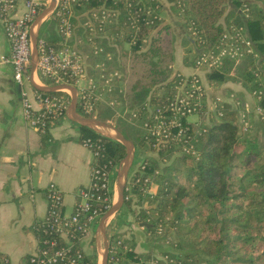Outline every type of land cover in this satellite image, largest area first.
I'll list each match as a JSON object with an SVG mask.
<instances>
[{
	"label": "trees",
	"instance_id": "1",
	"mask_svg": "<svg viewBox=\"0 0 264 264\" xmlns=\"http://www.w3.org/2000/svg\"><path fill=\"white\" fill-rule=\"evenodd\" d=\"M100 1L102 0L83 1L80 5H75V8L77 13L88 11ZM142 1L152 11L142 13L140 19L130 23L126 10H122L121 20L110 27L112 32L109 34H113L114 38L108 35L109 39L106 40L109 41L107 48L115 47V52L111 49L108 51L112 52V60L114 59L122 78V92L115 93L123 103L122 106L129 109H141L146 103L157 106L166 102L173 95L174 86L181 74L176 71L172 75L175 37L171 24L158 15L162 8L161 1ZM168 1L173 3L188 30L189 37L185 38V42L189 47L184 53L183 61L185 64H193L199 52L213 46L222 34L224 25L219 19L224 14L228 0ZM234 3L242 6L241 0H235ZM244 4L247 15L240 9L225 25H243L254 41L257 55L247 53L237 60L224 59L220 66L212 67L206 72V79L212 87L225 81L235 82L244 86L251 94L262 88V97L258 99V103L264 106V87H260L261 81H264V12L254 3ZM106 5L113 6L109 0ZM44 7L41 6L39 12ZM79 21V18H73L76 32ZM57 36V39L46 41L60 45L62 37L59 34ZM123 41L128 43V47H123ZM86 57L88 59V55ZM29 70L30 66L27 72ZM41 80L53 84L49 78L41 77ZM38 91L43 95L66 94L63 91ZM78 108L80 109L79 103ZM222 110V115L205 124L197 133L193 141L194 153H179L164 165H160L155 156L145 157L143 169L135 171L139 180L130 189H125L124 203L130 207L131 197H127L128 194L144 195L143 178L150 175L158 183L157 190L146 199L145 206L133 212L141 221L146 210H151V215L157 211L158 218L153 216V220L145 221L148 226H144L148 231L155 227L157 230L165 222L162 215L171 213V220L166 223L174 227L175 235L164 234L162 238L180 251L178 256L177 253L171 254L175 259L183 264H196L200 261L205 264H264V122L251 119L254 131L251 129L249 133L244 132L240 129L238 110L226 101L223 102ZM252 113L251 115L256 114L254 111ZM60 118L62 116L50 125ZM88 138H100L101 141L99 154L93 157L91 165L112 169L125 154L122 142L80 125V141L84 142ZM142 147L147 150L157 149L161 153L166 148L168 155L173 143L168 141L155 146L142 133L139 148ZM182 166H186L183 181L179 177ZM167 167L170 168L164 170ZM156 169H159L158 173L155 172ZM141 170L142 174L138 172ZM153 199L157 200L156 203L149 205ZM130 210L132 211L131 208ZM42 223L43 220L37 228L39 245H44V239L55 237V234L43 230ZM120 235L115 232L108 239L110 247L116 244L117 239L122 240L115 249L121 264H133L140 259L154 261V264H171L152 251H136L134 242L125 247L128 239L121 238ZM83 236L84 233H77L68 243L72 250L80 248L83 252L78 264H97L96 248L86 253L81 246ZM57 240L60 244L64 243L60 237Z\"/></svg>",
	"mask_w": 264,
	"mask_h": 264
},
{
	"label": "built area",
	"instance_id": "2",
	"mask_svg": "<svg viewBox=\"0 0 264 264\" xmlns=\"http://www.w3.org/2000/svg\"><path fill=\"white\" fill-rule=\"evenodd\" d=\"M83 1L88 2L89 0H57L51 15L56 18L57 33L61 35L62 41L60 45H53L48 43L45 38L38 36L35 75L39 79L41 77L49 78L53 83L74 84L78 89L77 104L79 103L81 113L95 116L94 113L97 112L100 99L109 104L118 103L115 98L102 99V90L105 89L107 93L113 89V81L119 76V71L117 69L109 70L105 65L112 59V53L106 51L105 59H98L92 65V69L98 72V80L103 81L101 86L97 85L96 87L94 79L97 77L88 76L86 52L78 47L80 38L76 32L73 18H79L78 24L88 32L86 41L95 42L96 37L108 40V35H113L109 34L112 32L110 27L113 23L121 20L122 10H126L127 20L133 23L141 18L142 13H150L152 9L142 0H109L113 6H107V0H102L88 11H78L77 13L75 5H80ZM48 2L49 0H0V19L3 22L5 35L10 42L9 53H1L0 61L12 66L13 77L18 83H24L29 79L27 69L31 61L30 31L32 23L39 13V8L43 5L46 6ZM242 10L247 15V7H243ZM158 15L160 16V14ZM82 16L85 17L84 20H82ZM115 34H119V32H115ZM70 38L73 41H69ZM102 49L101 46H95L91 50L93 54H97ZM247 53L257 55L254 41L248 35L246 28L243 25H224L218 41L213 46L202 49L197 55L193 64L194 70L189 74L181 73L179 75L174 86L175 91L166 102L157 106L146 103L141 109L132 108L131 115L141 122L145 137L151 139L155 146L168 141H176L181 144L179 146L184 151L194 153L193 141L203 127L194 130L193 122L187 121L184 117L188 113H194L200 107V98L206 93L199 67L204 68L205 66L208 69L218 67L224 59L237 60ZM85 77L88 78V81H79ZM260 87H264V81H261ZM59 91L66 94L43 95L35 88L32 91L33 99L31 100L27 89L22 90L23 115L29 126L45 132L52 121L64 116L70 101V94L66 89ZM262 91V88H258L252 92L254 104L246 103V112L254 111L264 122V106L258 103V99L262 97ZM33 102L38 106L36 107ZM244 104L242 103L240 107L243 110L246 108ZM222 106L223 103L215 110H211V113H215V116L222 115ZM108 121L111 122V120ZM82 143L91 150L93 157L99 154L100 138H88ZM116 166L106 170L91 165L89 182L78 188L76 202L69 213H65L63 209L62 190L54 181L48 184L46 187L47 208L42 225L45 232H51L55 234V237L44 239V245H39L36 251L29 255L27 264L79 263L83 254L82 250L80 248L72 250L68 243L77 233H84L86 236L103 212L110 207L115 194L112 175ZM143 167L144 165H142V169ZM130 170L128 173L130 178L126 182L125 189H130L133 183L139 180L135 176V172H130ZM143 181L145 187L151 179L147 175ZM156 231L159 233L162 231L161 225L157 227ZM57 237H60L64 243L60 244ZM121 241V239H117L116 244L109 246L107 264H121L115 251L116 245H119ZM162 258L171 264H183L174 257L168 258L167 255H162ZM0 264H9V261L5 257H0Z\"/></svg>",
	"mask_w": 264,
	"mask_h": 264
},
{
	"label": "crops",
	"instance_id": "3",
	"mask_svg": "<svg viewBox=\"0 0 264 264\" xmlns=\"http://www.w3.org/2000/svg\"><path fill=\"white\" fill-rule=\"evenodd\" d=\"M160 1L164 21L170 23L174 32L178 31L185 39L188 31L177 16L173 3L168 0ZM234 1H227L224 14L219 19L220 23L225 24L241 9ZM241 1L254 3L264 12V0ZM9 51L10 42L0 19V54H8ZM92 56L94 57L93 52ZM95 61L97 60L95 59L92 65ZM173 68L184 73L192 71L191 65L184 64L182 58L176 56ZM36 78L42 81L37 76ZM231 83L242 87L231 81L228 84ZM25 88L32 100L35 87L31 85L30 80L18 83L13 77L12 66L0 61V257L7 258L9 264H26L27 257L39 246L37 228L46 213L48 184L54 181L58 185L63 192V209L65 212H71L77 199L78 188L89 182L93 159L91 150L79 139L81 124L71 118L68 106L64 116L51 124L45 132L26 124L22 104V90ZM77 110L81 112L78 104ZM116 170L117 166L114 172ZM136 206L135 202L130 203V207L125 206L124 218L126 216L127 220L130 219L132 212L128 210H136ZM139 224H142V221H139ZM95 225L96 223L81 239V246L86 253L96 248L98 256L99 236ZM162 240L167 241L165 238ZM158 245L160 246L158 241H138L134 249L140 252L152 251L157 255L155 247ZM157 256L159 257L160 253ZM146 264L153 262L148 261Z\"/></svg>",
	"mask_w": 264,
	"mask_h": 264
},
{
	"label": "rangeland",
	"instance_id": "4",
	"mask_svg": "<svg viewBox=\"0 0 264 264\" xmlns=\"http://www.w3.org/2000/svg\"><path fill=\"white\" fill-rule=\"evenodd\" d=\"M244 3H246V2L242 1V6H244ZM242 6H240L241 9L243 8ZM162 10H163V8H160L159 14H160V16L163 17ZM176 14L180 18L178 11H176ZM84 19H85V17L82 16V20H84ZM180 20L183 21V19H181V18H180ZM223 25H225V24H223ZM186 31H188L187 28H186ZM82 33H84L83 36H81ZM77 34H78V37L80 38V41L78 42V47L80 49L84 50L88 55V59H87V61H88V76L97 77V79L96 78L94 79L96 81V87H97V85L101 86L103 81L98 80V72H97V70L92 69V66H91L92 62L95 59L96 60H98V59L104 60L105 55H106V51H108V49H111L112 51L115 52V47L109 46L107 48L109 41L106 42L105 39H103V40L98 39V40H95V42L90 41L91 43L86 41L88 38V32L84 31V29L81 25H79V27H78ZM57 35L58 34H57V29H56V20L50 14L46 19H44L42 21L40 28H39V36L45 38L46 40H50L52 38L57 39V37H58ZM174 37L176 38V39H174V46H175L174 61H175V56L179 59L182 58V61H183L185 49H187L189 47V45L186 44L185 39H183V37L178 33V31L174 32ZM111 38H114V35H111ZM69 41H73V39L70 38ZM184 44H186V45H184ZM110 45H114V44L110 43ZM95 46H97V47L101 46L103 49L99 53L94 54V57H93L91 49H94ZM123 47H128V43L126 41H123ZM174 61H173V63H174ZM113 62H114V59L112 61H110V64L105 63V65L108 66L109 70L117 69L115 67V64H113ZM183 63H184V61H183ZM193 64H188V65L192 66V71L194 70ZM172 68H173V64H172ZM208 70L209 69L205 66H204V68L199 67V73L202 75V77L204 79L206 93L204 96H202L200 98V104H201L200 107L194 113L186 114L184 118L187 121H192L194 124L193 129L198 130L201 127H203L205 124H208V123L212 122L214 119H217V116H215V113H211V110H215V108L219 107L220 104L223 103V101L224 102L226 101V102L230 103V105L232 107H235L238 110L237 114H238V120L241 123V126H240L241 131L248 132V133L251 132V129H252V131H254V128L252 127V124H251V119H254V121L255 120H261V119H259L257 114L251 115V114H253L251 112V110H248V112H246L247 104L248 105L254 104V95L251 94L249 91H247L244 86L241 87L238 85H233V83L228 84L229 81H225L216 87H212L211 85H209V83L206 79V72ZM173 71H175V68H173ZM191 72H189V73H191ZM181 73L189 74V73H184V72H181ZM118 74H119V76L117 78H115L113 81V83H114L113 89L107 93H106L105 89L102 90V99L109 100L111 98H115L116 100H118V103L109 104L108 102H105V101L100 99V101H99L100 105L98 104L97 112H95L94 115L100 119L111 120V122L127 138L133 140V142L135 144V155H134V160H133L130 172L131 171L135 172L138 169H142V165H144V158L147 156H155L156 158H158L159 164L164 165V164H167L170 161H172L174 159L175 155H179V153L187 154V152L184 151L179 146L181 144H179L176 141L171 142V143H173V148L170 151V154L168 152V155L166 154V152L168 151V150H166V148L164 149V152H162V153L157 149L147 150V149H145V147L139 148V138L141 137V134L144 133V129L142 128L141 122L139 120H137L136 118L132 117V115H131L132 109H129L127 106H122L123 103L121 102V100H119L117 98V94L115 93V91L122 92V88H123L120 71ZM79 81L80 82H86V81H88V78L87 77L81 78ZM242 103H245L244 105L246 106V108L244 110L242 108H240ZM121 106H122V108H120ZM207 111H210V112H207ZM212 112H214V111H212ZM245 112H246V115L244 116ZM164 147H166V145ZM180 149H182V150H180ZM117 166H118V164H117ZM169 168L170 167L164 168V170L167 171ZM182 169H183L182 173H181V175L179 174L180 175L179 177L183 181L184 180L183 174L186 171L185 170L186 166H182ZM138 172H140V174L143 173L142 170L138 171ZM155 172L158 173L159 169H156ZM148 177H150L151 181H149L145 185V187L142 188L144 191V195L142 194L143 196L142 195L139 196L138 193H133V194L129 195L131 197V204L133 202L137 203V206H136L137 208H135L136 210H139L141 208V206H145L146 199L149 196H152L157 190V184L158 183L156 181H154L150 175ZM129 178L130 177L127 176L126 182L129 180ZM113 181H114V192H115L114 196H115V198H117L116 197V195H117L116 172H114ZM156 201H157L156 199H153L152 202H149L148 204L152 205V204L156 203ZM125 206L126 205L124 203L119 211L115 212L114 214H112L108 218L107 225H106V231H107L108 237H110L111 235L113 236V233L118 232L121 234L120 235L121 238H127L128 239V241L126 242L125 245H130L132 242L137 243L138 241H143L144 243H146V242L154 243V241L155 242L158 241L160 246L158 245L155 247V249L158 251V254L160 253V255H164V256L167 255L168 258L173 257L171 255L172 253H177V256H178V254H180L179 253L180 251L175 249L170 243L162 240V235L164 236V234H169V235L171 234L172 236L175 235V232L173 230L174 227H171L168 225V223H166V222H169V220H171V213L170 212L169 213L167 212V214L162 215L163 219L162 218L161 219L165 222L162 224V226H161L162 231L159 233L156 231V227L154 228V230L148 231L147 230L148 228L145 227L144 224H139L140 220H138L136 218L135 212L133 213V211H131L130 209L128 210L129 212H132L131 215L129 214L130 219L127 220L126 216L124 218ZM151 212H152L151 210H146V213L142 215L143 219L141 221L153 220V216H155L157 218L159 217L157 211H154V213H152L153 215L150 214ZM65 213H69V212H65ZM97 225H98V222L95 225V229H96ZM98 236H99L98 246H99V250H100L103 248V239H102L101 233H99V232H98ZM159 238H161V239H159ZM112 241H113V238H112ZM149 245L151 246L150 248L152 249V245L151 244H149ZM138 252H140V251H138ZM152 262L154 264V261H152ZM146 263L147 262L144 259H140L138 262H133V264H146ZM196 264H205V262L200 261Z\"/></svg>",
	"mask_w": 264,
	"mask_h": 264
},
{
	"label": "water",
	"instance_id": "5",
	"mask_svg": "<svg viewBox=\"0 0 264 264\" xmlns=\"http://www.w3.org/2000/svg\"><path fill=\"white\" fill-rule=\"evenodd\" d=\"M56 4L57 0H49L48 4L38 13L37 17L32 23L30 31L31 61L29 70V80L31 85L38 90L47 92L59 91L61 89L68 90L70 94V102L68 105V109L71 113L72 119H74L81 125L90 127L107 137L122 142L125 146V154L119 161L116 170L117 198H115V196L113 197L110 207L101 215L97 225V231L101 233L103 239V248L98 251L97 264H107L109 254V239L106 231L107 220L112 214L119 211L122 205L124 204L126 179L134 160L135 144L132 139L127 138L112 122L97 118L95 116L84 115L83 113L79 112L77 110L78 89L74 84L67 82L49 84L43 81H39L36 78L35 68L38 58L37 38L39 36V28L42 21L51 14ZM174 74L175 72H173L172 75ZM142 222V224L148 225L147 222ZM159 258H162V256L160 255Z\"/></svg>",
	"mask_w": 264,
	"mask_h": 264
}]
</instances>
